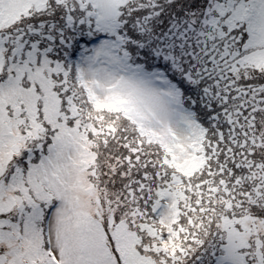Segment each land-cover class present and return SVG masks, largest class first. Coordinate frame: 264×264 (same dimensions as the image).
<instances>
[{
	"label": "snow or ice",
	"instance_id": "1",
	"mask_svg": "<svg viewBox=\"0 0 264 264\" xmlns=\"http://www.w3.org/2000/svg\"><path fill=\"white\" fill-rule=\"evenodd\" d=\"M0 264H264V0H0Z\"/></svg>",
	"mask_w": 264,
	"mask_h": 264
}]
</instances>
